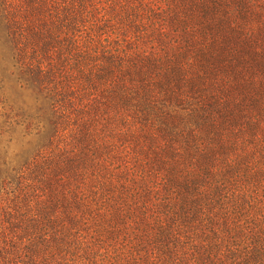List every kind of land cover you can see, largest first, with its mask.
<instances>
[{
    "label": "trees",
    "instance_id": "trees-1",
    "mask_svg": "<svg viewBox=\"0 0 264 264\" xmlns=\"http://www.w3.org/2000/svg\"><path fill=\"white\" fill-rule=\"evenodd\" d=\"M0 264H264V0H0Z\"/></svg>",
    "mask_w": 264,
    "mask_h": 264
}]
</instances>
